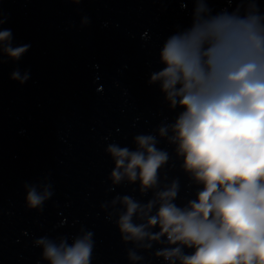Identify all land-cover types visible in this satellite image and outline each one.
Here are the masks:
<instances>
[{
	"label": "clouds",
	"instance_id": "obj_1",
	"mask_svg": "<svg viewBox=\"0 0 264 264\" xmlns=\"http://www.w3.org/2000/svg\"><path fill=\"white\" fill-rule=\"evenodd\" d=\"M187 2L191 22L165 39L162 67L148 80L174 119L135 135L134 148H105L114 165L110 190L135 186L148 199L117 194L101 208L132 246L129 264H144L141 252L162 264H264V4L225 0L215 11L209 0H182L181 7ZM29 48L14 46L11 29H0V65L18 62ZM10 79L24 84L29 73L17 68ZM173 155L193 190L181 204L180 179L165 171L176 166ZM23 188L28 210L42 212L53 195L47 176ZM32 243L46 264H92L94 233L84 227L71 242L62 235Z\"/></svg>",
	"mask_w": 264,
	"mask_h": 264
}]
</instances>
